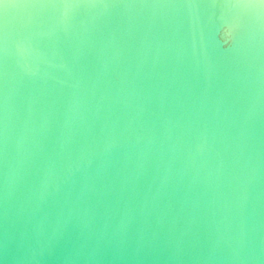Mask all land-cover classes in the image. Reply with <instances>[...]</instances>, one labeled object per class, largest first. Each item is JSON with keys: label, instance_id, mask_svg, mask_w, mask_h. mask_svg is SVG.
Returning a JSON list of instances; mask_svg holds the SVG:
<instances>
[{"label": "water", "instance_id": "obj_1", "mask_svg": "<svg viewBox=\"0 0 264 264\" xmlns=\"http://www.w3.org/2000/svg\"><path fill=\"white\" fill-rule=\"evenodd\" d=\"M0 264H264V0H0Z\"/></svg>", "mask_w": 264, "mask_h": 264}]
</instances>
